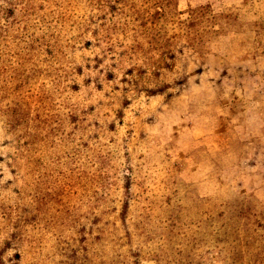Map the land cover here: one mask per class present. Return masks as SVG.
<instances>
[{"label": "rangeland", "instance_id": "obj_1", "mask_svg": "<svg viewBox=\"0 0 264 264\" xmlns=\"http://www.w3.org/2000/svg\"><path fill=\"white\" fill-rule=\"evenodd\" d=\"M238 31L264 0H0V264H264V204L184 173Z\"/></svg>", "mask_w": 264, "mask_h": 264}, {"label": "crops", "instance_id": "obj_2", "mask_svg": "<svg viewBox=\"0 0 264 264\" xmlns=\"http://www.w3.org/2000/svg\"><path fill=\"white\" fill-rule=\"evenodd\" d=\"M182 1L187 2L189 8H199L214 4L232 6L244 0ZM255 35L238 31L228 37L220 36L213 46V57H219L222 65L217 71L213 61L210 64L205 61L207 71L214 78L213 86L217 88L215 94L212 90L207 95V100L215 102L219 108L204 115L209 121L207 131L217 134L210 137L209 148L188 150L183 158L188 161L185 175L205 196L229 184L235 192L254 193L264 204V51L255 43L246 49L238 48L239 44L257 41ZM190 125L191 131L197 130V124ZM231 133L241 145L240 152H236L231 143H223ZM217 165L222 167L215 176Z\"/></svg>", "mask_w": 264, "mask_h": 264}]
</instances>
